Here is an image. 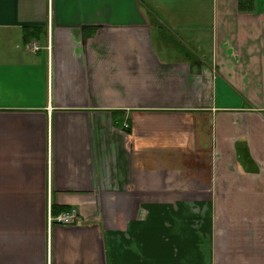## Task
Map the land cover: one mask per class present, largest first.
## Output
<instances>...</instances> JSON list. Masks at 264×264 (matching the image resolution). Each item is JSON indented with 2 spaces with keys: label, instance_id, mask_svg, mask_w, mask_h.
I'll return each instance as SVG.
<instances>
[{
  "label": "crops",
  "instance_id": "crops-1",
  "mask_svg": "<svg viewBox=\"0 0 264 264\" xmlns=\"http://www.w3.org/2000/svg\"><path fill=\"white\" fill-rule=\"evenodd\" d=\"M245 5L0 0V264H264V0Z\"/></svg>",
  "mask_w": 264,
  "mask_h": 264
},
{
  "label": "built area",
  "instance_id": "built-area-1",
  "mask_svg": "<svg viewBox=\"0 0 264 264\" xmlns=\"http://www.w3.org/2000/svg\"><path fill=\"white\" fill-rule=\"evenodd\" d=\"M76 210L75 209H70L66 212H63L56 217H50L49 222H56L62 225H71L76 221Z\"/></svg>",
  "mask_w": 264,
  "mask_h": 264
},
{
  "label": "trees",
  "instance_id": "trees-1",
  "mask_svg": "<svg viewBox=\"0 0 264 264\" xmlns=\"http://www.w3.org/2000/svg\"><path fill=\"white\" fill-rule=\"evenodd\" d=\"M238 1V6H239V8H240V10H246V9H248L247 8V6L245 5V4H248V3H250L252 0H237ZM28 35H26V41H29L28 40ZM30 39V38H29ZM240 150V148H239V146H238V151ZM240 155V154H239ZM246 156V153H245V155L243 156V159H244V157ZM239 157H241V156H239ZM56 209V206L54 207V210ZM58 212L57 213H55V214H58L59 212H61V211H67V210H69V208H58Z\"/></svg>",
  "mask_w": 264,
  "mask_h": 264
}]
</instances>
